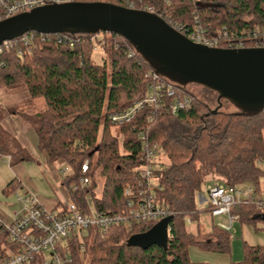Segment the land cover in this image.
Instances as JSON below:
<instances>
[{"label":"trees","instance_id":"1","mask_svg":"<svg viewBox=\"0 0 264 264\" xmlns=\"http://www.w3.org/2000/svg\"><path fill=\"white\" fill-rule=\"evenodd\" d=\"M103 1L125 6L123 0ZM131 1H135L138 8L145 4L154 6L168 24L189 26L197 16L209 33H221V48L227 47L228 40H242L245 46H252L256 27L260 29L259 39L264 40V0ZM31 32L33 39L29 46L19 37L12 40L9 48L0 50V87L27 89L32 97L45 99V111L23 114V117L35 129L39 148L50 160L53 163L63 160L69 166L63 182L67 187L79 180L82 165L88 160L87 174L92 181L96 208L106 213L122 212L126 209L124 189L138 179V166L143 162L138 149L139 133L147 131L150 141L159 146L168 160L165 163L158 158L161 188L154 189L175 212L167 249L157 245L147 249L128 246L132 235L144 233L154 225L153 222L132 221L113 225L105 233L91 237L90 264H213L191 261L189 247L194 244L204 250L227 251L229 232L213 225L210 234L217 231L223 234V239L194 240L185 216L190 212L208 211L206 207L198 209L197 197L200 198L202 186L209 181L264 187V108L238 107L235 111H224L222 106L212 113L219 105L217 92L203 86L215 95L207 101L198 99L184 87L183 84L189 82L162 72L160 65L146 59L116 33L67 31L43 35ZM69 39H74L73 46L69 45ZM95 44L109 53V63L95 59ZM157 71L161 72L162 80L177 82V97H192V108L172 115L164 107L146 106L131 123L112 124L109 113L145 97ZM171 101L166 98L164 103ZM0 154L10 156L12 165L31 158L2 126ZM97 169L104 179L101 197H96L98 185L93 180ZM11 186L12 183L7 189ZM72 198L81 202L78 196L72 195ZM234 211L239 212L240 221L246 223L263 220L264 216V211L249 204L235 207ZM243 252L241 261L230 264H264V245L245 243ZM32 264H40V260ZM75 264H85V255L76 259Z\"/></svg>","mask_w":264,"mask_h":264},{"label":"built area","instance_id":"2","mask_svg":"<svg viewBox=\"0 0 264 264\" xmlns=\"http://www.w3.org/2000/svg\"><path fill=\"white\" fill-rule=\"evenodd\" d=\"M73 1L75 0H0V21L38 7ZM123 1L124 7L157 14L154 6L145 4L142 8H138L135 1ZM169 25L194 43L207 47H220L221 33H209V29L197 16L189 26L180 23ZM259 32L260 29L256 27L253 45L249 47L264 48V40L258 37ZM21 39L25 45L29 46L33 33L27 32L21 36ZM61 41L59 38L58 42ZM11 45L12 41H5L0 45V50L3 47L9 48ZM69 45H74V39H69ZM226 46V48L247 47L242 40H228ZM152 77V84L145 97L124 109L109 113L108 118L112 124L121 126L131 123L146 106L155 109L164 107L167 113L172 115L192 108V97L190 95L177 97L178 87L174 82L162 80L159 73H154ZM166 98L172 100L167 105L164 103ZM138 149L143 162L138 166V179L124 189L126 209L122 212L106 213L96 208L91 198L92 181L87 174L88 160L82 165V176L79 180L66 186L68 199L61 208L44 207L34 193L20 196L14 192L21 203V208L13 219L7 220L0 216V264H32L37 260H40V264H75L76 259H81L87 253L89 238L98 233H105L113 225L129 224L132 221L155 224L164 217L174 215L175 212L164 204L154 190L161 188L157 172L160 149L156 143L150 141L147 131L139 133ZM10 158L7 156V160ZM60 173L66 176L68 171L61 169ZM207 183L208 197L200 196V200L207 202L206 208L213 217H226L227 222L218 225L225 231L230 232L234 222L241 219V214L234 212L235 207L249 204L264 211L263 186L258 188L255 184L227 185L220 181ZM84 191L86 193H83ZM72 195L78 196L81 202L75 201ZM185 222L187 225L192 224V218L185 219ZM169 228L171 229L170 225Z\"/></svg>","mask_w":264,"mask_h":264},{"label":"water","instance_id":"3","mask_svg":"<svg viewBox=\"0 0 264 264\" xmlns=\"http://www.w3.org/2000/svg\"><path fill=\"white\" fill-rule=\"evenodd\" d=\"M30 31L116 33L162 72L217 92L219 105L212 113L222 107V99L244 109L264 108V48L207 47L192 42L156 13L104 1L46 5L1 20L0 45ZM173 219L169 215L148 231L132 235L127 245L167 249Z\"/></svg>","mask_w":264,"mask_h":264},{"label":"crops","instance_id":"4","mask_svg":"<svg viewBox=\"0 0 264 264\" xmlns=\"http://www.w3.org/2000/svg\"><path fill=\"white\" fill-rule=\"evenodd\" d=\"M46 108L45 99L32 97L27 89L11 90L0 87V126L13 135L31 155V158L25 161L36 162L35 170L29 176L24 166L18 165L20 162L12 165L11 158L6 160L11 168H18L15 171V177L13 173L0 171V197L1 195L11 196L15 201L13 204L0 206V216L4 219H13L21 208V203L14 192L20 196L34 193L41 204L49 209L60 208L68 199L66 185L63 183L65 176L60 173L61 169L57 170L54 167L55 162L50 160L48 154L39 148L35 129L23 117V114L40 113ZM2 159L4 160L3 155L0 154V170L3 167ZM10 183H12L11 189H7ZM48 188L51 191L50 194H46Z\"/></svg>","mask_w":264,"mask_h":264},{"label":"rangeland","instance_id":"5","mask_svg":"<svg viewBox=\"0 0 264 264\" xmlns=\"http://www.w3.org/2000/svg\"><path fill=\"white\" fill-rule=\"evenodd\" d=\"M99 37L100 38L102 37V33L99 34ZM108 43L110 45L109 41ZM95 45L96 46L93 49V56L95 57V59L98 62H103L104 60H106L107 63H109L110 62L109 53L107 51L105 52L102 49L101 45L99 44H95ZM167 80L177 83L176 81L171 80V79H167ZM178 83L180 84L181 82H178ZM183 85L191 94L195 95V97H197L198 99L202 101H207L209 97H213L215 95L209 90H207V88H204L202 85H199L196 83H185ZM222 106H223L224 111H235L238 108L237 105H235L234 103L230 101L229 102L223 101ZM3 158H4V160L2 159L3 167L1 168L0 171L2 172L8 171V173L9 172L13 173V177H15V171L18 167L11 168L8 162L6 161L7 156L3 155ZM159 160L165 163H168L167 157L162 151L159 154ZM21 164L26 169V173H28V175L31 176L32 172H34L35 170L36 162L22 161L18 165H21ZM54 167L57 170L65 169L68 172L70 171L69 166L63 160H59L55 162ZM99 170L100 169H97L96 173H94L93 175V180L96 182V185H98L97 190H96V197H101L102 195L101 188L104 183V179L100 176ZM207 184H204L200 191L199 196L201 195L202 198L208 197L207 188H206ZM47 190L48 191L46 194H50L51 193L50 189L48 188ZM197 198H198L197 199L198 209L201 210L203 207H207L208 205L207 202L200 200L199 197ZM13 203H15V201L11 196L7 197L4 195H1L0 206L4 207L5 205H10ZM234 212L238 213L237 211H234ZM185 217H186L185 219L189 217L192 218V224L187 225L188 230L191 233H193L192 239L194 240L199 239L201 241H204L210 238H217V239L224 238L222 233H218L217 231H214L212 232V234H210V232L212 231L211 229L213 225H219L221 223L227 222V219L225 216L213 217L208 211H201L199 213L190 212V214H187V216ZM198 228H200V230L198 231L199 234L195 235ZM229 234H230V245L227 251L204 250L202 248H199L197 245L193 244L189 247V258L191 259V261H194V262L201 261V262H208V263H213V264H230L231 262L241 261L244 256L243 251H244L245 243H248L250 245H264V221L258 220V221H255L254 223H246V222H241L240 220H236ZM91 244H92V238H89L88 250ZM90 262H91V257L87 251V253L85 254V264H90Z\"/></svg>","mask_w":264,"mask_h":264}]
</instances>
